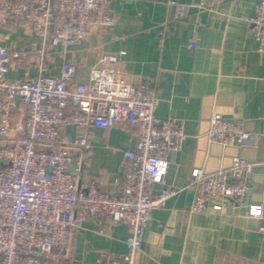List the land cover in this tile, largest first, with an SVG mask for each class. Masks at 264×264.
I'll return each instance as SVG.
<instances>
[{
    "label": "built area",
    "instance_id": "2783aa9c",
    "mask_svg": "<svg viewBox=\"0 0 264 264\" xmlns=\"http://www.w3.org/2000/svg\"><path fill=\"white\" fill-rule=\"evenodd\" d=\"M111 2L0 0V264H53L69 253L72 233L90 218L102 233L126 224L129 250L72 264H137L153 211L186 188L193 193L192 211H223L236 204L264 220L262 210L247 202L251 177L264 162L235 156L226 169L194 167L184 187L169 185L164 176L170 157L182 149L188 133L175 119L156 117V86L133 81L110 53L99 55L87 79L78 78L65 52L91 32L114 25ZM224 2L200 0L199 7L214 10ZM249 20L258 50L264 52V0ZM9 24L22 26L36 40L26 47L5 44L8 35L1 28ZM57 59L59 75L50 72ZM16 69L25 74L11 79ZM117 125L138 132L136 148L123 152L122 176L111 189L80 180L78 158L91 150L93 129ZM68 126L75 130L72 137ZM206 134L224 147L258 139L243 123L220 113L212 115ZM155 184L160 190L153 195Z\"/></svg>",
    "mask_w": 264,
    "mask_h": 264
},
{
    "label": "crops",
    "instance_id": "0c3cea01",
    "mask_svg": "<svg viewBox=\"0 0 264 264\" xmlns=\"http://www.w3.org/2000/svg\"><path fill=\"white\" fill-rule=\"evenodd\" d=\"M262 0H225L214 10H202L200 0H112L111 27L91 32L67 49L66 59L77 66L78 78L87 79L102 53L113 54L133 81H151L159 91L155 115L175 119L188 139L170 157L164 179L184 187L194 167L208 172L226 169L235 156L264 162V52L259 51L250 18ZM7 45L26 47L36 40L22 26L1 28ZM61 61L50 72L60 74ZM23 69L12 70L11 79ZM220 113L243 123L258 135L252 144L224 147L208 140L210 118ZM69 136L75 130L66 129ZM92 148L79 157L80 180H96L111 189L123 173V152L135 149L138 132L126 125L95 127ZM74 169V167H72ZM155 184L151 193L157 194ZM193 193L183 189L153 211L144 230L137 264H264V220L251 217L244 205L223 211H192ZM248 203L264 214V172L251 177ZM130 229L116 223L102 233L95 219L71 235L70 251L53 264L96 262L128 252Z\"/></svg>",
    "mask_w": 264,
    "mask_h": 264
},
{
    "label": "water",
    "instance_id": "95a60500",
    "mask_svg": "<svg viewBox=\"0 0 264 264\" xmlns=\"http://www.w3.org/2000/svg\"><path fill=\"white\" fill-rule=\"evenodd\" d=\"M262 170H263V172H264V167H260Z\"/></svg>",
    "mask_w": 264,
    "mask_h": 264
}]
</instances>
